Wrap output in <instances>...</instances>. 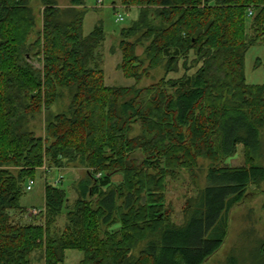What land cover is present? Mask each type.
<instances>
[{"label": "trees", "instance_id": "trees-1", "mask_svg": "<svg viewBox=\"0 0 264 264\" xmlns=\"http://www.w3.org/2000/svg\"><path fill=\"white\" fill-rule=\"evenodd\" d=\"M116 1L138 9L119 32L117 68L134 81L128 88L105 86L104 31L97 24L83 36L84 0L64 9L39 0L37 31L32 0H0V264H30L35 252L44 264H64L68 250L83 254L79 264H204L224 243L232 208L264 182L257 163L264 86H249L244 77L247 50L264 44V0ZM180 63L183 75L168 78ZM161 66V79L137 87ZM61 91L70 94L67 111L52 115ZM42 112L43 138L28 129ZM238 148L243 165L220 166ZM199 159L210 163L206 184L185 224H171L166 178L194 171ZM44 164L84 168L78 196L70 205L65 190L45 182L43 224H15L10 212L23 210L25 183ZM116 174L122 180L113 184ZM255 262L264 264V244Z\"/></svg>", "mask_w": 264, "mask_h": 264}, {"label": "rangeland", "instance_id": "rangeland-1", "mask_svg": "<svg viewBox=\"0 0 264 264\" xmlns=\"http://www.w3.org/2000/svg\"><path fill=\"white\" fill-rule=\"evenodd\" d=\"M56 5L60 9L67 8L70 0H55ZM31 7L35 17L40 21L36 27V31L41 28V14L43 7L39 0H32ZM84 17L82 24L83 36H88L97 24H101L104 31V41L99 50L102 56V66L104 84L106 87L128 88L134 85L132 79L125 78L117 66L121 62V53L119 45L121 42L119 32L128 28L137 19L138 9H125L119 5L116 0H104L102 6H97L96 0H84ZM120 15L121 22H117L116 18ZM131 41V40H130ZM143 46L136 47V55L141 56ZM194 57L191 55L188 62ZM28 62L36 69H41V63L34 58H29ZM196 71L194 67L189 71V75ZM184 70L179 67V72L168 75V78L177 79L181 77ZM164 75L162 66L156 70L150 71L148 77H144L137 87H147L156 83ZM244 77L245 83L249 86H264V44H255L247 50L244 57ZM70 101L68 91H61V98L51 108L50 114H58L67 111ZM46 113L38 114L28 122V129L34 133L35 137L45 136ZM139 134V126L137 125L131 136ZM262 152L259 165L264 166V135L262 136ZM138 160H142L141 154L135 156ZM243 165V156L238 149L236 155L230 159L224 160L220 166L237 168ZM210 163L207 160L199 159L198 168L191 170H176L173 177L166 178L165 186V210L170 212V223L181 226L185 224L187 208L189 204H195L199 190L205 184V177ZM44 164L36 170V177L31 191H25L20 198L19 204L23 208L21 212L12 211L10 216L15 224L19 225H42L43 217L31 216L29 210L32 208L43 209L44 205V184L48 182L54 184L59 175L63 176L61 183L56 185L67 193L69 204L71 205L78 196V185L85 179L86 171L84 168L73 164H67L61 169L50 170L45 172ZM16 172L15 169H10ZM60 171V172H58ZM115 176V182L121 180ZM28 181V180H27ZM25 183V186L27 184ZM66 225L65 214L58 217L56 228L60 231ZM264 244V182L260 185H251L246 191V195L229 213L227 236L221 248L204 264H258L255 262L258 256L259 247ZM143 244L133 251V255L137 256L143 248ZM83 258V254L79 251L68 250L65 252L64 264H79ZM30 264H44L41 253L35 252L31 255Z\"/></svg>", "mask_w": 264, "mask_h": 264}, {"label": "built area", "instance_id": "built-area-1", "mask_svg": "<svg viewBox=\"0 0 264 264\" xmlns=\"http://www.w3.org/2000/svg\"><path fill=\"white\" fill-rule=\"evenodd\" d=\"M103 2H104V0H96L97 6H102L103 5ZM249 15H251V12H249ZM116 21L117 22H121L122 21V18H121L120 15L117 16ZM44 170L47 173L50 172V169H48L47 167L44 168ZM58 172H60V171H58ZM97 177H100V174L97 175ZM62 180H63V176L62 175H59L58 178H57V180L54 182L53 185L54 186L58 185L59 183L62 182ZM33 185H34V181L28 180L27 181V184L25 186V191H31ZM29 212H30V215L31 216H39L43 212V209H35V208H32V209L29 210Z\"/></svg>", "mask_w": 264, "mask_h": 264}, {"label": "crops", "instance_id": "crops-1", "mask_svg": "<svg viewBox=\"0 0 264 264\" xmlns=\"http://www.w3.org/2000/svg\"><path fill=\"white\" fill-rule=\"evenodd\" d=\"M238 149H241V148H238ZM116 176L120 177V179L122 180V177H121L120 174H116ZM121 180H118V181L120 182ZM119 182H117V183H119ZM112 183H113V184H117V183L115 182V176H113V178H112Z\"/></svg>", "mask_w": 264, "mask_h": 264}]
</instances>
